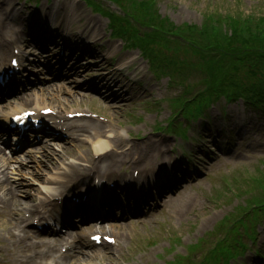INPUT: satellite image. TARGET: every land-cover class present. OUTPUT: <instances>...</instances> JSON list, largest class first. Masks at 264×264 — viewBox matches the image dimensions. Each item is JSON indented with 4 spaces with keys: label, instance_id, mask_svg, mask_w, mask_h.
<instances>
[{
    "label": "rangeland",
    "instance_id": "obj_1",
    "mask_svg": "<svg viewBox=\"0 0 264 264\" xmlns=\"http://www.w3.org/2000/svg\"><path fill=\"white\" fill-rule=\"evenodd\" d=\"M24 1L25 0H20V2ZM66 1H72L74 4L78 3L77 0ZM142 1L145 2L134 6L135 9L126 6L129 0L120 1V5L124 8V12L120 13V15L127 13L125 17L127 28L130 30L133 29L135 32V40L138 39V42H140L139 46L141 47H136L132 52H128L136 58L138 55H141L140 53L154 56L157 61H160V63L169 70L178 62L184 65V73H188L191 79L196 78L195 80H197L200 77L202 63L204 62L202 55H208L210 59L211 57H217L219 54L228 55L226 51H221L220 49L229 45H234L237 50L232 53L231 57L226 56L225 59L238 57L244 63V70H240L239 73L229 71L231 74L228 75L229 77H241L243 73L246 74L248 70H256L257 72L264 71V47L258 43V37L262 38L264 35V27H242L244 24L243 22H245L243 18L245 17L246 19L249 15L252 16V24H260V21L264 17V0ZM42 5L45 7V0L42 1ZM109 5L114 9L116 8V5L111 4V1ZM125 8H127L134 17H131L130 14H128L129 11H126ZM65 10L66 8H63L61 12H65ZM117 10L120 12L119 9ZM32 14L37 16L38 13L35 11ZM97 14L99 15L98 17L106 21L107 18L100 15L106 14V12L100 11ZM147 19L153 21L152 25L147 24ZM155 24L162 25V27H157ZM83 25L85 26L84 23ZM212 27H219L223 34L220 32L218 33L216 28L215 30H211ZM16 28L18 27H5L3 33L12 36ZM36 28L40 29L38 23H36ZM74 29L75 24L67 30ZM235 29L238 33L232 41ZM255 31H257L256 34H253ZM147 33H149L150 37H148L149 41L146 42L145 35ZM34 34L35 33H28V37L30 36L32 38ZM106 34H108V31H106ZM151 34L154 35L153 38ZM223 35L225 37L224 42H222ZM35 37H37V35L34 36V38ZM23 39L24 36L21 37V41H23ZM119 42L120 41L111 38L103 42L102 50L99 54L101 65L105 60L110 61L111 58H115L113 55L116 53ZM226 42L230 44L224 45ZM155 54L157 56H155ZM87 58L88 57H83V60ZM78 61L82 62L81 59ZM163 62L165 64H163ZM225 64L228 65L227 60ZM114 66L118 67L116 63H114ZM87 70H89V68L83 71L86 72ZM112 70L113 68L111 65L105 69L107 72ZM193 72L195 74H193ZM77 75H81V78L85 82L91 80V74L85 75V73L79 72ZM161 82H167V78L162 79ZM160 97L163 99L166 95L160 94ZM181 97L182 95L180 97L179 95L177 96V98ZM69 100L70 102L81 101L87 104L92 111L99 112L108 117L112 116L123 125L121 131L131 130L132 135L138 133L143 127L149 130L150 126L156 122H160V120L166 119L167 121L169 116L177 111L175 105L172 108L170 98H166L164 105L168 113L164 114L161 111L158 113L154 111L149 112L147 116L148 119H150V123L140 124V121L136 122L137 120H133V118L135 117L134 115L138 116L139 113H142L144 107H140L141 110L131 109L130 107L125 110L124 106L123 110H120L114 108L115 106L113 108L107 107L102 101L95 100L88 96H73V98H69ZM121 102L122 101L119 100L115 102L114 105H120L123 103ZM237 103V110L233 109L232 111L240 116L242 106L240 101ZM46 104L57 106L58 109L64 107V111L70 110L66 103L62 101L48 100ZM217 115V107H215L214 113L211 116ZM147 116H145V118ZM160 116H163V118ZM178 120H180V118L176 121ZM195 125H198V122H196ZM256 134H258V132ZM134 140L139 139L133 138V140L130 141ZM63 150V153L69 156L73 152L74 146H68ZM262 159V161L257 162L260 159H254V157L249 156L235 163L233 166L234 168H232L225 177V181L230 184L227 188H224V186H226L225 184L222 185V180L219 178L216 171L215 175L201 182L199 187L195 188V190L189 191L194 194L193 197L196 195L198 196V198L196 197L197 202L194 203V206L190 210L187 208L182 210L181 208L182 211L171 213L168 208H163L162 212L151 220L127 224L122 228L115 229L114 233L117 235H125V242L121 251L116 256H114L115 252H113V258H105L102 263L97 261L95 264H114L115 262H120L119 264H171V260L175 255L186 254L187 251L190 250V245L196 242L197 239L204 242V248L208 247L211 243L215 245L223 231H216L214 234H209V231H213L215 226L219 228L223 227L225 224L220 221L229 214V212H234L235 216L237 214L242 215L243 213V209L239 208L246 199L244 197L238 200L236 194L240 197L246 194L244 193L246 189H248V191L254 188L260 189V186H257L256 181H254V176L262 175L258 169L264 173V157ZM132 169L133 168L128 171L131 172ZM162 170L163 169L158 170L154 175H159ZM259 180L260 183L264 182V178L262 177ZM29 182L31 181H27L28 184ZM223 190L229 191V194H226V196L234 197L233 199L235 201L232 205L231 203H227L230 202V200L227 201L226 196H223L225 195L223 194ZM261 191L264 194V190ZM34 194L35 193L32 192V196ZM28 195L30 194L28 193ZM257 195L259 196V192H257ZM223 200L226 201L223 203ZM237 202H240L241 205L236 204ZM173 204H176V200L173 201ZM245 204L246 203L243 205ZM177 206L178 205H175V208ZM159 208L160 206H158L157 210ZM260 225L262 232H264V219H262ZM243 229L244 227L242 226L240 232H243ZM258 237L259 238L256 237L254 246L253 243L248 242L250 243V247L253 246V248L249 250L248 256L257 255L254 249L256 246L258 247H256V249H260V252L264 254V247H262L264 243L263 233L262 235L258 233ZM242 238L245 241L249 240L246 237ZM0 249L2 248L0 247ZM0 264H2L1 260ZM174 264L179 263L176 262ZM187 264L194 263L190 261Z\"/></svg>",
    "mask_w": 264,
    "mask_h": 264
},
{
    "label": "bare ground",
    "instance_id": "obj_2",
    "mask_svg": "<svg viewBox=\"0 0 264 264\" xmlns=\"http://www.w3.org/2000/svg\"><path fill=\"white\" fill-rule=\"evenodd\" d=\"M48 9V13L46 14L50 21L48 22V28L49 29H57L58 35L56 37L59 40H64L65 44L66 41L71 40L73 43L80 44L81 47H76L74 49V53L79 55V54H85V48L84 45L82 44V41L79 40L78 38H73V33L71 34H59L60 32H63L62 29L59 28V26L55 23V19L58 16L59 12L62 10V4H60L57 1H52V5L46 6ZM76 8H79V5H76ZM20 11H21V16L19 18H34L35 11L39 14H41V7H38L36 10L33 8L29 10V7H25L23 5L20 6ZM66 9L68 11V14L70 17L74 18L70 14L72 11V7L67 4ZM44 11L47 12L45 9ZM65 11V12H67ZM70 11V12H69ZM1 13V12H0ZM76 15H79V13H76ZM86 17L89 19V21L93 24L94 27H101L102 26V21L99 20L100 18L95 17L91 14H86ZM57 23H60L59 19L56 21ZM5 27H11L10 23L4 22L3 19L0 16V55H1V64H3L6 61V58L4 56L6 54H9L11 52V47L15 45L14 49H21V45L23 44L21 41V37L18 35V31H14L12 36L6 35L3 33ZM61 27V26H60ZM73 31V30H72ZM76 36L78 35V32H75ZM72 37V38H71ZM93 44H97V41H92ZM97 53H100V50L96 51ZM97 60H95L96 62ZM100 64L99 61L95 63L96 66ZM118 72V71H116ZM108 75L103 74L102 78V83L106 84L108 80L105 78V76ZM136 89L135 93L138 94L141 92L142 89L145 88V84L140 85V86H134ZM110 91V95L112 97H124L123 93L119 90L117 87V92L114 91L113 88L108 87ZM148 90V88H146ZM102 99V98H101ZM44 102V99H38L36 97L31 98L30 100L28 99L25 102L19 103L16 108L12 109V113H19L28 106H33V109L40 110L41 108H47L48 106L43 107L42 102ZM104 101L109 105L110 102L104 98ZM70 112H75V111H70ZM8 117H4V120L7 121ZM85 122L81 123V120L79 119H74V120H69L68 118H65L64 121L61 123L62 126H66L67 131L69 132L70 136L72 138L76 137L78 139L81 134L79 133H90V135L87 138H84L83 141L85 142H90L92 145V150L95 153L93 156L95 160V165H98L97 171L99 173L101 172H106L109 170L113 165L114 161L118 159H122L123 157L120 156L118 153V150L121 148L123 145V139L121 137H118L119 133L116 131L111 126H107L104 123L100 122L99 120H94L91 118L85 117ZM111 120V119H110ZM109 120V121H110ZM78 121H80L78 123ZM58 124V123H57ZM59 125V124H58ZM109 127V128H108ZM141 149L139 150L138 153H136L133 156H136L134 159H145L147 158L148 160H152L155 156V153H158L160 150L164 149V145H166V142L164 140H154L150 135L145 134L143 136L142 144H141ZM168 153V152H167ZM90 153H85L84 156L86 157ZM163 159H169L170 163L174 160L175 158V152L172 153L171 155H164L161 153ZM172 157V158H171ZM88 160H93L92 157L88 156L86 157ZM22 161H19L18 164L21 165ZM73 165V162H71ZM167 164V163H166ZM11 166H9V163L5 162L2 158L0 159V190H1V196H0V204L2 207V210L0 212V217H3L0 219V223H6V220L4 217H8L12 212L17 211L20 209L18 213V220H13L11 223H9L8 226V234L10 238L17 239L18 234L16 231L12 230V224L14 221L17 223L19 220H24V212L27 214L25 217L29 219L31 216L30 215H43L50 213L51 209L48 208L49 204L47 203L50 201V195L46 198H41L39 197L37 202H32V204L22 202L19 200L17 196H20L21 191L24 189L21 188L20 182L19 181H12L11 174H13V170L10 172ZM17 174H21V177H23L22 168L21 166L16 167L14 170ZM68 167L64 168V172H59L57 175L50 177L46 180H42L41 177L39 178L41 189L45 190L46 192H49L50 194H59L62 190V186L69 182L68 181ZM141 178V177H140ZM16 179V178H15ZM158 180H163L167 181L163 176L158 177ZM49 184L48 187H45V184ZM35 190H38V187L35 188ZM194 201L192 199V196L184 199V202L182 203V210L185 208H188L191 203ZM24 204V207H21ZM39 207H42L43 209L40 211ZM46 209V210H45ZM175 211H180L179 208L175 209ZM41 216V217H43ZM26 221V219H25ZM68 226V225H66ZM33 237H37V235L34 233ZM86 235L83 236V238H78L77 241H79L80 244L82 245H89V243L86 240ZM121 238H123V235H120ZM60 240H65L68 244L78 246L77 243L75 242V237H73L72 233L67 231L64 236H60ZM5 241V240H4ZM32 248H34V255L36 257H41L42 252L38 251L37 249L42 247L41 244L33 243L31 244ZM91 254L90 257H95L97 256L94 253H87ZM13 257V263L15 264H26L28 263V258L30 255L26 252L22 253H11L10 254ZM86 255V254H85Z\"/></svg>",
    "mask_w": 264,
    "mask_h": 264
},
{
    "label": "trees",
    "instance_id": "obj_3",
    "mask_svg": "<svg viewBox=\"0 0 264 264\" xmlns=\"http://www.w3.org/2000/svg\"><path fill=\"white\" fill-rule=\"evenodd\" d=\"M262 22V21H261ZM236 31V30H235ZM258 43L261 45V46H264V35L262 36V38H260L258 40Z\"/></svg>",
    "mask_w": 264,
    "mask_h": 264
},
{
    "label": "snow or ice",
    "instance_id": "obj_4",
    "mask_svg": "<svg viewBox=\"0 0 264 264\" xmlns=\"http://www.w3.org/2000/svg\"><path fill=\"white\" fill-rule=\"evenodd\" d=\"M13 63H15V61H13Z\"/></svg>",
    "mask_w": 264,
    "mask_h": 264
}]
</instances>
